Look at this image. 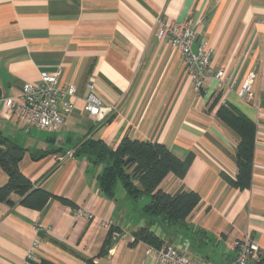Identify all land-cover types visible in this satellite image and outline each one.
<instances>
[{"label":"crops","instance_id":"1","mask_svg":"<svg viewBox=\"0 0 264 264\" xmlns=\"http://www.w3.org/2000/svg\"><path fill=\"white\" fill-rule=\"evenodd\" d=\"M158 16L192 20L198 41H208L212 69L223 70L222 91L214 77L195 89L181 53L156 34ZM59 69V86L76 89L73 112L56 132L23 128L6 99ZM249 74L255 75L252 94L241 97ZM89 84L107 107L101 117L84 111ZM221 104L234 105L256 125L246 189L230 183L238 174L239 139L218 118ZM125 136L191 157L185 176L170 173L161 188L192 190L201 201L184 221L152 226L165 244L195 260L226 264L249 238L264 259V0H0L2 147H18L22 173L72 202L51 198L36 210L16 193L0 200V264H25L37 237L39 264H158L147 253L150 245L132 244L133 233L150 225L141 213L149 197L134 202L118 186L110 198L98 181L103 166L76 155L87 138L116 149ZM8 180L0 165V187ZM111 226L118 228L112 245L100 255Z\"/></svg>","mask_w":264,"mask_h":264},{"label":"trees","instance_id":"2","mask_svg":"<svg viewBox=\"0 0 264 264\" xmlns=\"http://www.w3.org/2000/svg\"><path fill=\"white\" fill-rule=\"evenodd\" d=\"M215 104L216 102L213 105ZM217 116L239 139L236 150L238 174L235 179L229 178L230 183L239 189L249 188L252 181L256 125L231 104H221ZM6 143L0 137V165L9 177L8 183L0 187L1 201H8V197L16 193L21 197L22 205L36 210L44 209L51 198L72 205L69 199L36 186L24 175L19 167L22 151L18 147L10 148L11 150L3 148ZM76 155H83L91 162L103 166L98 181L103 192L110 198L116 197L119 185L134 202L145 196L149 197V202L142 207L141 213L149 220L150 225L140 227L133 233L132 244L142 241L151 247H162L165 241L152 226L157 223L166 226L184 221L201 201L199 194L192 190L181 188L168 192L161 188L162 181L170 173L183 178L191 161V157L183 160L176 156L162 142L125 136L116 149H111L102 140L87 138L76 150ZM117 229L111 226L100 255L112 245L113 232ZM254 264H264V259H258Z\"/></svg>","mask_w":264,"mask_h":264},{"label":"built area","instance_id":"3","mask_svg":"<svg viewBox=\"0 0 264 264\" xmlns=\"http://www.w3.org/2000/svg\"><path fill=\"white\" fill-rule=\"evenodd\" d=\"M156 34L171 43L182 55L191 76L194 87L200 91L206 78L217 79V89L222 91L227 83L222 79L223 70L214 71L210 65L211 50L208 41L201 39L198 41L196 25L192 20L184 22L167 21L163 16H158L156 20ZM194 46L196 49H194ZM61 70L46 72L41 75L39 83H26L18 97L7 98L6 103L9 109L20 117L22 126L25 129L31 126L48 130L50 132L59 131L66 123L69 115L75 108L77 94L72 86L61 88L59 77ZM255 75L249 74L242 83L238 94L241 97H248L252 94ZM70 97V98H68ZM105 107L101 99L93 92V84H89L88 93L85 96L84 111L101 117L105 114ZM78 213L91 218L89 213L82 208ZM109 226V223H104ZM35 231L43 232L41 226H35ZM44 233V232H43ZM41 239L37 237L32 248L28 251L25 264L38 263L39 258L36 251L39 248ZM238 254L226 264H250L260 257V246L249 238L240 242ZM147 253H155L158 264H213L208 261H199L191 258L177 247L164 244L160 248L150 247Z\"/></svg>","mask_w":264,"mask_h":264},{"label":"rangeland","instance_id":"4","mask_svg":"<svg viewBox=\"0 0 264 264\" xmlns=\"http://www.w3.org/2000/svg\"><path fill=\"white\" fill-rule=\"evenodd\" d=\"M119 187L121 188V190H122V193L126 195V193H125L124 189H123V188H122L120 185H119Z\"/></svg>","mask_w":264,"mask_h":264}]
</instances>
